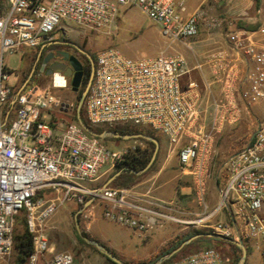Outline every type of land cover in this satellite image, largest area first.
<instances>
[{
	"label": "built area",
	"instance_id": "obj_1",
	"mask_svg": "<svg viewBox=\"0 0 264 264\" xmlns=\"http://www.w3.org/2000/svg\"><path fill=\"white\" fill-rule=\"evenodd\" d=\"M133 6L171 40L196 38L202 23L212 29L222 27V20L208 17L202 9L189 12L183 2L176 0H4L0 9V264H16L12 258L14 229L22 218L33 243L24 264H77L73 254L55 252L48 235L50 218L70 199L89 203L82 210L85 218H91L96 205H102L106 220L139 233L152 230L165 217L144 205L160 207V201L136 198L131 189L86 185L97 181L105 166H111L109 171L115 169L128 153L109 149L76 121L58 129L46 120L45 114L50 111H67L68 106L53 94L69 86L63 72L51 74L50 87H30L24 92V84L14 91L12 71L5 62L7 55L22 49H35L39 54L49 49L59 40L54 33L62 21L107 31L121 8ZM257 32L264 35V23ZM226 36L233 52L252 63L240 98L247 106L263 101L264 46L258 45L249 31H229ZM187 73V62L179 54L162 52L156 57L131 59L116 48L104 49L95 59L83 102L85 119L94 127L131 126L159 133L170 147L177 148L181 167L201 174L221 123L236 121L241 110L234 87L233 99L215 105L212 122L207 126L198 85L191 82L184 88L181 84ZM225 169L220 206L229 210L234 222L216 223L212 234L248 243L264 261V121L257 124L248 144L227 158ZM41 191L57 196L36 200ZM229 262L228 256L210 247L172 264Z\"/></svg>",
	"mask_w": 264,
	"mask_h": 264
},
{
	"label": "rangeland",
	"instance_id": "obj_2",
	"mask_svg": "<svg viewBox=\"0 0 264 264\" xmlns=\"http://www.w3.org/2000/svg\"><path fill=\"white\" fill-rule=\"evenodd\" d=\"M2 2L4 3V0ZM54 36L83 48L94 59L102 50L108 48H116L131 59L156 57L165 51L167 54L171 53L168 48L170 42L162 34L160 27L135 6L121 8L113 27L107 31H93L62 21ZM181 46L190 52L188 47ZM37 59L38 51L35 49L18 51L5 57V62L12 71L10 82L14 91H18L24 84H26L24 92L30 87L38 89L50 87L51 75L40 72V65H36ZM70 82L71 80L67 88L53 91V94L68 106L67 111L58 109L50 112L51 122L56 128L59 127V123L65 126L74 122L77 116L81 87L78 92H74ZM232 82L235 87L238 86L235 94H239L243 85L238 79H230V83ZM243 103L237 100L238 108L246 109L248 115L243 118L242 113L236 121L230 119L221 123L219 132L215 134L212 154L201 174L195 173L193 168L185 170L181 167L177 148L170 147L166 138L155 132L160 140L155 163L149 170L137 175L138 177L128 187L140 192L146 189H158L157 197L162 201L161 206L156 207V210L162 212L165 217L159 219L152 230L139 233L110 222L103 216V206L96 205L94 211H98L101 217L96 229L100 230L101 238H94L88 231L87 225L92 217L85 218L81 212L77 215V219L82 232L87 233L127 264H154L161 257L178 249L196 230L210 233L216 223H229L227 209L220 206L227 176L225 161L248 144L257 124L264 121V109L259 113L252 111L253 106L264 105V100L252 106H247L244 101ZM82 110H84V103ZM102 142L109 149L125 151L128 154L137 148L143 150L147 147L139 139L115 138L102 140ZM110 167V165L105 166L101 170L102 176L95 182H87L86 185L90 188L102 187L115 173L119 172L116 168L109 171ZM56 196V193L46 191L40 199L46 201ZM79 208L80 204L75 199H70L65 201L50 218L48 235L54 251L73 254L77 264H111L98 253L99 251L79 242L75 228V217ZM210 214H212L211 217H209ZM222 215H227V218L222 219ZM205 225L212 227H204ZM209 238L201 239L180 249L169 264L210 247L217 248L228 256L229 264H232L234 257L238 255L232 244L218 238ZM244 245L247 249L244 264H264L260 255L248 243ZM14 255L12 258L15 260Z\"/></svg>",
	"mask_w": 264,
	"mask_h": 264
},
{
	"label": "crops",
	"instance_id": "obj_3",
	"mask_svg": "<svg viewBox=\"0 0 264 264\" xmlns=\"http://www.w3.org/2000/svg\"><path fill=\"white\" fill-rule=\"evenodd\" d=\"M183 2L189 12L195 9H202L210 18H218L222 20V27L212 29L206 23H202L199 28V34L194 39L189 40H169L168 48L171 53L169 55L179 54L183 56L188 65V73L181 78V84L184 88L191 82L198 85L199 104L203 110L204 123L209 126L212 122L217 103H229L233 99L232 88L235 85L230 83V79H238L242 89L247 86L246 76L252 68V63L245 56H237L231 49L227 40V33L235 30H245L252 33L256 43L264 46V35L257 32L258 27L264 23V0H259L257 4H253L248 0H176ZM254 27L256 29L248 30ZM188 47L190 52L182 48ZM31 49H22L19 52H25ZM162 53V52H161ZM167 54V51L163 52ZM40 54L38 53V58ZM9 68V67H8ZM10 69V68H9ZM11 71V69H10ZM233 81V80H232ZM238 87V86H236ZM240 88V87H239ZM236 101H243L239 94H235ZM264 109V105L253 106L252 111L255 113ZM51 112V111H50ZM50 112L45 114L46 120L51 122ZM246 109H241L240 115L243 118L248 115ZM240 116L238 117V119ZM207 121V122H206ZM64 127L63 123H59L58 129ZM106 174V173H105ZM104 175V174H103ZM102 176V175H101ZM153 184V183H152ZM104 186V185H103ZM102 186V187H103ZM135 193V197H142L162 201L158 194V189H146L142 192L131 189ZM148 208L156 209L151 204H144ZM228 218L230 222H234L229 210ZM227 218V215H222ZM101 217L98 211L94 214L87 225L88 231L94 238H101L100 230L96 229L97 223ZM204 227H212L205 225ZM106 242V241H105ZM109 242V241H108Z\"/></svg>",
	"mask_w": 264,
	"mask_h": 264
},
{
	"label": "trees",
	"instance_id": "obj_4",
	"mask_svg": "<svg viewBox=\"0 0 264 264\" xmlns=\"http://www.w3.org/2000/svg\"><path fill=\"white\" fill-rule=\"evenodd\" d=\"M3 7H4V3L1 0L0 9H3ZM253 29H256V28H254V27L248 28V30H253ZM47 50H43L41 52V54H40V58L41 59L46 55ZM93 63H95V59L94 58H93ZM90 69H91V67H90V65H88V74L90 72ZM87 84H88V81L86 79V81L81 86V90H80L81 95L84 92L85 88L87 87ZM80 98H81V96H80ZM80 114H81V118H82L84 124L86 126H88L90 129H92L93 131L97 132V133H102L103 131H110V132L119 133L121 135L144 134V135H147V136H150V137H154V138L158 139V141H160L159 138L155 135V132H153L151 130H144V129L131 127V126H119V127H115V128H104V127L91 126V125L88 124V122L85 119L84 110L81 109V113ZM74 120L77 122V116L75 117ZM111 139H115V138H106V139H103V141L111 140ZM138 139L141 140L143 143H145L147 147L145 149H143V150L137 148L135 151H132L131 153H129V154H127L125 156L124 161L119 163L117 165V167H116V169L118 171H121V173H120L119 176H117L111 182L110 186H113V187H116V188H128L130 185H132L134 180L138 177L136 174L132 173L131 171L139 172V171L143 170L148 165V163L150 162V160L152 158V155L154 153V150H155L154 143L150 142V141H147L145 139H142V138H138ZM154 163H155V161L152 163V165ZM151 166L148 168V170L151 168ZM43 194H44V191L39 192V194L36 196L35 199L36 200L40 199ZM82 208H83V204H80V208L79 209H82ZM198 234H212V231L210 233H208V232H203V231H200V230H196L193 234L189 235L186 240H188L191 237H193L195 235H198ZM83 235L85 237L89 238V239H92L85 232H83ZM78 239H79V242L82 245L88 246V247H90V248H92V249H94L95 251L98 252V250L94 246L87 244L79 236H78ZM201 239H210V238L206 237V236L205 237H199V238H196L195 240H193L190 244H192L194 242H197V241H199ZM232 246L235 248V250L238 253V255L234 257V260H233L232 264H238L239 260L242 257L243 252L237 246H235L233 244H232ZM186 247H188V245L184 246L183 248H186ZM32 249H33L32 236H31V234H29V232H28V230H27V228L25 226V219L22 218L21 221L19 222V225H16V227L14 229V254H15L14 256H15V263L16 264H24L25 261L27 260L28 256L31 254ZM173 250H171V251H173ZM110 252H112V251H110ZM98 253H100V252H98ZM100 254L103 257H105L111 264H115L114 262L109 260L106 256H104L102 253H100ZM176 255L177 254L173 255L169 260L164 261L162 264H169V262H171V260H173L176 257ZM115 256H117V255H115Z\"/></svg>",
	"mask_w": 264,
	"mask_h": 264
},
{
	"label": "water",
	"instance_id": "obj_5",
	"mask_svg": "<svg viewBox=\"0 0 264 264\" xmlns=\"http://www.w3.org/2000/svg\"><path fill=\"white\" fill-rule=\"evenodd\" d=\"M53 58V54H48L45 56L44 60H43V64H42V70L45 68V66L47 64H49L51 62ZM70 67L71 68H67L66 65H63V64H60V63H52L50 64L49 66V72H48V75H50L52 72L54 71H61L63 72L66 77L70 78L71 79V82H70V85H71V88H72V91L74 92H77L79 87H80V84H81V79H82V72H81V65L80 63L73 57H71L70 59ZM92 64H93V61H92ZM73 71L75 72L73 74ZM89 84H90V80L87 84V87L85 88L84 92L82 93L81 95V98L79 100V103H78V106H77V110H76V113H77V122L78 124L84 129L85 132H87L89 135L93 136V137H96L98 139H106V138H122V139H125V140H128V139H138V138H142V139H145L147 141H150V142H153L154 145H155V150H154V153L152 155V158L150 160V162L148 163V165L141 171L139 172H136V171H131L132 173L136 174V175H140L144 172H146L148 170V168L152 165V163L155 161L156 157H157V154H158V150H159V147H160V143L158 141V139L154 138V137H150V136H147V135H144V134H133V135H121L119 133H116V132H110V131H103L102 133H97L95 131H93L92 129H90L88 126H86L81 118V109H82V106H83V102H84V99L86 97V94H87V91H88V87H89ZM121 173V171L115 173L105 184L103 187H107L111 184V182L117 177L119 176ZM89 203H86L84 205V207L82 209H80L77 214H76V217H75V228H76V231H77V234L78 236L84 240L87 244L89 245H92L94 246L100 253H102L104 256H106L109 260H111L112 262H114L115 264H127L126 262H124L123 260H121L120 258H118L117 256H115L112 252H110L109 250H107L102 244H100L98 241L94 240V239H89L87 237H85L83 235V232L80 228V225H79V221L77 219V215L80 214L82 212V210L88 206ZM214 237V238H218L220 240H223V241H226V242H229L235 246H237L238 248H240L243 252L242 254V257L241 259L239 260L238 264H244L245 262V258L247 256V249L245 247L244 244H242L241 242H235L231 239H227V238H224L222 236H219V235H213V234H198V235H195L193 237H191L190 239L186 240L178 249L174 250L173 252H171L170 254H168L167 256H163L161 257L157 262H155L154 264H162L166 259L172 257L176 252H178L180 249H182L184 246L190 244L193 240H195L196 238H199V237Z\"/></svg>",
	"mask_w": 264,
	"mask_h": 264
},
{
	"label": "flooded vegetation",
	"instance_id": "obj_6",
	"mask_svg": "<svg viewBox=\"0 0 264 264\" xmlns=\"http://www.w3.org/2000/svg\"><path fill=\"white\" fill-rule=\"evenodd\" d=\"M48 54H53V58H52L51 62L49 64H47L45 66V68L42 70L41 68H42L43 60H44L45 56ZM46 55L42 59L39 57L36 61V65L37 64L40 65V70H41L40 72L42 74L48 75L49 66L52 63H60L63 65H66L67 68H71L69 62H70L71 57H73L81 65L82 79H81L80 87L83 85V83L86 81V79L88 82L91 79L93 68H94V63L92 64L93 58L88 53H86L83 48L76 46L72 43H69L66 40L65 41L56 40L50 46V48L47 50ZM88 65H90V67H91L89 74H88ZM74 73L75 72L73 71V74ZM68 80H71V79L68 78ZM80 87H79V89H80Z\"/></svg>",
	"mask_w": 264,
	"mask_h": 264
}]
</instances>
